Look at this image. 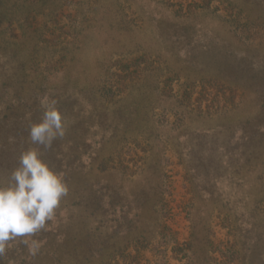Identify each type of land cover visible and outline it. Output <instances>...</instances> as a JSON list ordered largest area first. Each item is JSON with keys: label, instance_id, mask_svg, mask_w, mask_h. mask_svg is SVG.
Here are the masks:
<instances>
[{"label": "rangeland", "instance_id": "1", "mask_svg": "<svg viewBox=\"0 0 264 264\" xmlns=\"http://www.w3.org/2000/svg\"><path fill=\"white\" fill-rule=\"evenodd\" d=\"M72 1L36 16L79 33L65 58L50 42L21 70L0 29V187L35 149L67 189L43 228L4 242L0 264H69L98 236L118 243L149 191V218L172 234L150 264H264V0L133 3L135 29L151 25L131 40L98 17L111 0H93L94 16ZM44 101L63 120L47 146L30 137Z\"/></svg>", "mask_w": 264, "mask_h": 264}, {"label": "trees", "instance_id": "2", "mask_svg": "<svg viewBox=\"0 0 264 264\" xmlns=\"http://www.w3.org/2000/svg\"><path fill=\"white\" fill-rule=\"evenodd\" d=\"M67 1L68 0H0V29L3 23L6 24V28H10L7 39L8 41L18 44L11 52L15 61L21 64V70H24L26 64H35V61L38 60V56L40 55L39 51L43 48H49L47 44L50 42L54 43L53 46L55 49L57 46L59 47V49L55 51L57 57L58 55L62 58L67 56L66 52L68 49L66 47L71 44L70 42L75 41V38L77 39L79 33L74 32V35H69V27L62 25L60 20L55 16L48 19L52 22V29L49 30L46 24H44L41 29L37 26L36 18L38 14H44V11L50 12L49 15L53 14L55 11L61 12L64 7L63 3H67ZM133 3L134 5L144 7L147 1L111 0L107 7L103 9L106 13L102 14L99 12L98 17H100V20L108 19L109 21H118L117 27L119 31L122 26V31L128 40H131L134 36L137 38L139 36V30L142 29V25L144 24L143 21L145 20L139 19L141 24L138 29H135L137 28L138 19L131 18L127 15V10L131 15L138 14L136 11L132 10ZM94 5L95 3L93 0L84 5L86 11L91 12L93 16L95 15L94 12L97 11ZM74 18L75 17L71 15H66V19H69V22L75 23ZM13 23L18 24V29L21 31L20 36L16 34L15 29L11 28V24ZM145 23L147 26L151 25L150 21H145ZM43 29H47L46 31L49 33L48 36L52 37V40L46 38V32ZM70 36H72V38L68 39ZM1 44V47H3L6 43L2 41L0 45ZM52 56H54V54H52L51 57ZM60 61L63 60L59 59V62ZM132 73H135V70L130 72V75ZM142 139L144 142H149V144H151L149 138ZM150 148L151 150L153 149L152 147ZM151 194V191H149L141 195L139 202L141 208L139 210H130L134 211V213L127 214V216H130L129 219L126 213L121 217L125 221L121 234V241L118 243H110L108 241L100 242L99 236L97 239L95 237L96 240L91 244H85L83 248L82 246L79 247L83 250L82 254L79 256H72L69 264H141L142 261H145V264H150V261L144 258V253L147 251L163 254V261L166 260L168 244L166 239L172 241V234L166 224L160 222L158 219V212L155 211L157 216L156 220L149 218L150 204L148 199H150ZM262 195H264V193H262ZM260 217H262L261 219L264 222V216L259 215L258 218ZM258 218L255 219L254 222H258ZM262 225H264V223ZM260 228V234L264 235V227L261 226ZM155 236H160L162 240L164 239L167 242L154 244L153 240L156 239ZM162 247H164L163 250H161Z\"/></svg>", "mask_w": 264, "mask_h": 264}, {"label": "clouds", "instance_id": "3", "mask_svg": "<svg viewBox=\"0 0 264 264\" xmlns=\"http://www.w3.org/2000/svg\"><path fill=\"white\" fill-rule=\"evenodd\" d=\"M43 103V119L31 126L30 137L34 143L47 146L63 134V120L54 102ZM66 191L61 175L49 168L38 151L30 149L21 153L19 166L11 173V183L0 187V249L10 239L43 228L53 218Z\"/></svg>", "mask_w": 264, "mask_h": 264}]
</instances>
